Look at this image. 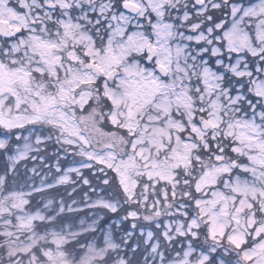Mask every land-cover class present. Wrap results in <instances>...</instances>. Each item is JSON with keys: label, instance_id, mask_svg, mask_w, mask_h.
Here are the masks:
<instances>
[{"label": "snow or ice", "instance_id": "1", "mask_svg": "<svg viewBox=\"0 0 264 264\" xmlns=\"http://www.w3.org/2000/svg\"><path fill=\"white\" fill-rule=\"evenodd\" d=\"M0 264H264V0H0Z\"/></svg>", "mask_w": 264, "mask_h": 264}, {"label": "trees", "instance_id": "2", "mask_svg": "<svg viewBox=\"0 0 264 264\" xmlns=\"http://www.w3.org/2000/svg\"><path fill=\"white\" fill-rule=\"evenodd\" d=\"M54 150H55L54 148L50 147L48 151H49V153H52ZM49 162L53 163L54 161H49ZM63 163L65 165H68L70 163V159H65L63 161ZM31 166H32V162H29V167H31ZM53 171H54V169H53ZM84 175L88 176L92 180L93 185L97 184L96 179L91 176V174L88 172V170H84ZM73 179H75L74 175H73ZM76 188H77V192L79 193V195L76 196L75 198L77 200H79L80 197L83 195V191H87L88 189L85 186H83V185H81L79 183L76 185ZM59 192H60L61 195H63L64 194L63 188H60ZM90 195H91V193H90ZM93 198H95V197H93ZM37 199H39V198L37 197ZM69 203H70V201H69ZM88 214H89V210L85 209L84 212L80 213V216H81V218H83V217L87 216ZM109 217H111V214H109Z\"/></svg>", "mask_w": 264, "mask_h": 264}]
</instances>
